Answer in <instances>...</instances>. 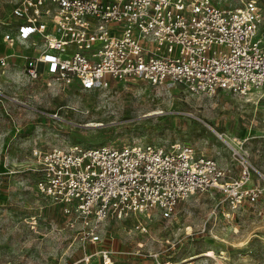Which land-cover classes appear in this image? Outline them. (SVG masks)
Instances as JSON below:
<instances>
[{
    "label": "built area",
    "instance_id": "2783aa9c",
    "mask_svg": "<svg viewBox=\"0 0 264 264\" xmlns=\"http://www.w3.org/2000/svg\"><path fill=\"white\" fill-rule=\"evenodd\" d=\"M7 2L11 20L0 21L5 27L1 43L32 51L1 55L2 75L14 71L31 82L48 77L80 92L136 80L200 96L264 94V18L255 0L236 8H221L216 0ZM34 155L37 193L60 208L70 228L79 223V234L93 245L107 237L108 220L150 212L169 219L180 202L210 192L219 193L220 204L235 213L264 193L251 183L254 169L246 160L239 176L229 179L213 158L185 143L118 149L74 145ZM134 229L146 232L141 224ZM141 250L139 244L123 257L100 249L74 264L95 258L98 264H131L146 257ZM149 257L152 264H192Z\"/></svg>",
    "mask_w": 264,
    "mask_h": 264
},
{
    "label": "rangeland",
    "instance_id": "374dc122",
    "mask_svg": "<svg viewBox=\"0 0 264 264\" xmlns=\"http://www.w3.org/2000/svg\"><path fill=\"white\" fill-rule=\"evenodd\" d=\"M216 1L236 8L247 0ZM255 1L264 18V0ZM9 20V4L0 0V21ZM4 31L0 25V46ZM260 32L264 39V20ZM13 72L0 74V264H74L100 249L126 257L139 244L146 257L131 264H152L149 255L155 254L170 263L264 264V193L235 213L210 192L180 202L169 219L150 212L108 220L107 237L93 245L79 234V223L70 228L60 208L37 193L34 171V154L52 148L178 142L213 158L229 179L239 176L246 160L254 169L251 183L264 188V94L200 96L136 80L80 92ZM138 224L145 233L134 229Z\"/></svg>",
    "mask_w": 264,
    "mask_h": 264
},
{
    "label": "crops",
    "instance_id": "0c3cea01",
    "mask_svg": "<svg viewBox=\"0 0 264 264\" xmlns=\"http://www.w3.org/2000/svg\"><path fill=\"white\" fill-rule=\"evenodd\" d=\"M1 44L2 45L0 46V48H1V50H0V56L12 52L11 50H15V51L20 50V47L19 46H14V47L10 48V47H8L7 45H5L3 43H1Z\"/></svg>",
    "mask_w": 264,
    "mask_h": 264
}]
</instances>
